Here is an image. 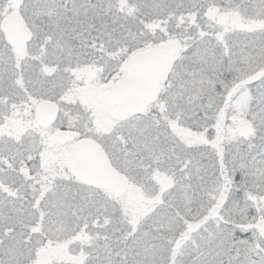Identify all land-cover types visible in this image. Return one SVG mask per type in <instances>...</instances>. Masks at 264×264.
<instances>
[{
    "label": "snow or ice",
    "instance_id": "snow-or-ice-1",
    "mask_svg": "<svg viewBox=\"0 0 264 264\" xmlns=\"http://www.w3.org/2000/svg\"><path fill=\"white\" fill-rule=\"evenodd\" d=\"M0 264H264V0H0Z\"/></svg>",
    "mask_w": 264,
    "mask_h": 264
}]
</instances>
